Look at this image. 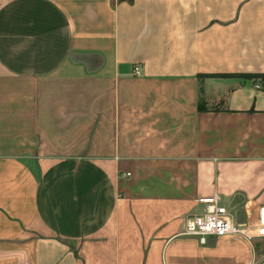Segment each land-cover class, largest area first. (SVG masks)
Segmentation results:
<instances>
[{
    "label": "crops",
    "instance_id": "0c3cea01",
    "mask_svg": "<svg viewBox=\"0 0 264 264\" xmlns=\"http://www.w3.org/2000/svg\"><path fill=\"white\" fill-rule=\"evenodd\" d=\"M224 73H264V0H0V264H264L181 233L264 208V81Z\"/></svg>",
    "mask_w": 264,
    "mask_h": 264
},
{
    "label": "built area",
    "instance_id": "2783aa9c",
    "mask_svg": "<svg viewBox=\"0 0 264 264\" xmlns=\"http://www.w3.org/2000/svg\"><path fill=\"white\" fill-rule=\"evenodd\" d=\"M134 73L138 72V66L133 67ZM264 91V87L262 88ZM264 208L259 211V222L249 227H241L234 223L226 206L221 203L218 195H214L206 201L202 212L184 217V227L181 232L185 236H193L201 244H205L208 238L221 237L229 234H238L246 238L263 235Z\"/></svg>",
    "mask_w": 264,
    "mask_h": 264
},
{
    "label": "trees",
    "instance_id": "16d2710c",
    "mask_svg": "<svg viewBox=\"0 0 264 264\" xmlns=\"http://www.w3.org/2000/svg\"><path fill=\"white\" fill-rule=\"evenodd\" d=\"M207 76H219V77H243V78H260L264 81V73H224V74H201L198 77H207Z\"/></svg>",
    "mask_w": 264,
    "mask_h": 264
},
{
    "label": "rangeland",
    "instance_id": "374dc122",
    "mask_svg": "<svg viewBox=\"0 0 264 264\" xmlns=\"http://www.w3.org/2000/svg\"><path fill=\"white\" fill-rule=\"evenodd\" d=\"M45 147V151H49L50 153H57L58 150H57V147L56 146H53V145H48V146H44ZM60 152H62L60 150ZM30 153V152H29Z\"/></svg>",
    "mask_w": 264,
    "mask_h": 264
}]
</instances>
